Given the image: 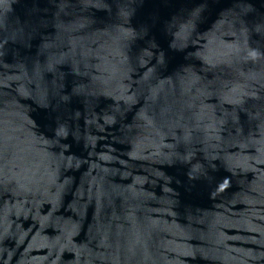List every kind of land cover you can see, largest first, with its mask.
<instances>
[{
  "label": "water",
  "instance_id": "obj_1",
  "mask_svg": "<svg viewBox=\"0 0 264 264\" xmlns=\"http://www.w3.org/2000/svg\"><path fill=\"white\" fill-rule=\"evenodd\" d=\"M0 264H264V0H0Z\"/></svg>",
  "mask_w": 264,
  "mask_h": 264
}]
</instances>
